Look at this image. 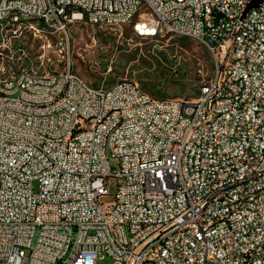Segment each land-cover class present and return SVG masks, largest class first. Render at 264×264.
<instances>
[{
    "label": "built area",
    "instance_id": "1",
    "mask_svg": "<svg viewBox=\"0 0 264 264\" xmlns=\"http://www.w3.org/2000/svg\"><path fill=\"white\" fill-rule=\"evenodd\" d=\"M76 23L195 39L212 52L213 74L195 99L154 98L127 79L93 86L50 68L52 56L31 62L30 39L45 50L49 33L67 40ZM203 117L211 124L196 129ZM104 255L113 264H264V0H3L0 264Z\"/></svg>",
    "mask_w": 264,
    "mask_h": 264
},
{
    "label": "rangeland",
    "instance_id": "2",
    "mask_svg": "<svg viewBox=\"0 0 264 264\" xmlns=\"http://www.w3.org/2000/svg\"><path fill=\"white\" fill-rule=\"evenodd\" d=\"M67 33V40L63 34L49 33L50 46L45 50L30 39L26 51L31 62L40 64L43 57L52 56L50 68L69 67L93 86H109L127 79L154 98H164L158 92L164 89L170 94L178 91L175 98L195 99L200 85L213 74L212 52L202 42L189 37L167 35L155 42L136 37L129 26L113 31L83 23L70 25ZM61 38L63 44H59ZM107 182L110 194L101 198L104 208L113 201L116 190L114 176ZM97 264H113V260L104 255Z\"/></svg>",
    "mask_w": 264,
    "mask_h": 264
},
{
    "label": "bare ground",
    "instance_id": "3",
    "mask_svg": "<svg viewBox=\"0 0 264 264\" xmlns=\"http://www.w3.org/2000/svg\"><path fill=\"white\" fill-rule=\"evenodd\" d=\"M3 7V0H0V8ZM13 18H24V11L12 10ZM11 21V13H4L1 17V24H9ZM29 21L36 27L43 24V17L38 13H29ZM40 27V26H39ZM224 69H231L233 67V51H225L223 55ZM203 109H210V102H203ZM211 124V117H203L197 120L196 129H203ZM78 138V128L70 129V139Z\"/></svg>",
    "mask_w": 264,
    "mask_h": 264
},
{
    "label": "trees",
    "instance_id": "4",
    "mask_svg": "<svg viewBox=\"0 0 264 264\" xmlns=\"http://www.w3.org/2000/svg\"><path fill=\"white\" fill-rule=\"evenodd\" d=\"M202 84H203V83H202ZM202 84L200 85L199 88H201ZM144 88H146V89H150L147 85H144ZM199 91H200V89H199ZM199 91H198V92H199ZM158 92H159V94H160L159 97H164V98H175V97L177 96V92H178V91H176V92L170 94V93L166 92V90L161 89V90H158ZM198 94H199V93H197L196 97L198 96ZM196 97H195V98H196Z\"/></svg>",
    "mask_w": 264,
    "mask_h": 264
},
{
    "label": "water",
    "instance_id": "5",
    "mask_svg": "<svg viewBox=\"0 0 264 264\" xmlns=\"http://www.w3.org/2000/svg\"><path fill=\"white\" fill-rule=\"evenodd\" d=\"M257 3H258V2H253V3H251L247 8H249V7H251V6H255V5H257Z\"/></svg>",
    "mask_w": 264,
    "mask_h": 264
}]
</instances>
